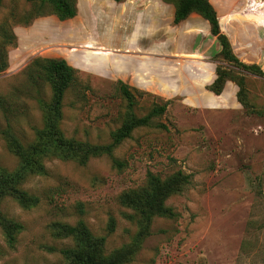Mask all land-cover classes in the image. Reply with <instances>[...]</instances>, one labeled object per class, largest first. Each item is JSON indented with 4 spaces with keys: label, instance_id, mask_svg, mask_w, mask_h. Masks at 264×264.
<instances>
[{
    "label": "rangeland",
    "instance_id": "374dc122",
    "mask_svg": "<svg viewBox=\"0 0 264 264\" xmlns=\"http://www.w3.org/2000/svg\"><path fill=\"white\" fill-rule=\"evenodd\" d=\"M76 1L74 19L47 15L29 26L13 23V14L30 10L25 0H4L0 8V27L7 22L16 37V46L6 49L8 68L0 73V168L19 164L5 130L29 144L43 127L38 100L49 101L51 89L37 78L33 83L28 67L36 58L65 59L79 71L64 100L68 138L111 143L128 111L120 81L134 93L139 117L154 105H169L115 150L123 168L107 156L86 165L48 160L47 174L24 186L38 206L25 210L6 198L3 213L23 229L14 247L0 229V264H63L61 251L73 243L55 236L57 223L85 222L106 238L108 253L129 244L139 229L129 219L132 211L120 204L121 194L144 185L148 172L165 178L179 170L191 183L166 202L177 218L156 217L130 264H264V116L247 112L234 82L220 96L207 90L218 64L231 67L215 56H191L200 41L179 37L181 24L158 22L160 0ZM229 6L236 18L224 33L234 53L264 71V28L255 26L264 0H229ZM233 71L244 75L249 100L264 110V78Z\"/></svg>",
    "mask_w": 264,
    "mask_h": 264
},
{
    "label": "trees",
    "instance_id": "16d2710c",
    "mask_svg": "<svg viewBox=\"0 0 264 264\" xmlns=\"http://www.w3.org/2000/svg\"><path fill=\"white\" fill-rule=\"evenodd\" d=\"M121 3L125 0H115ZM175 7L174 25L185 22L192 14H197L210 25L211 36L216 38L220 51L215 55L227 66L218 64L215 70L216 78L207 87V90L220 96L227 82H234L239 91L238 101L249 114L264 116V110L253 104L248 97L244 75L236 73L233 69L264 78V71L258 65H249L242 62L234 53L228 36L222 31L219 15L210 0H163ZM4 0H0V8ZM31 6L30 10L22 16L14 15L15 25L29 26L35 19L47 15H54L59 21H67L77 16L76 0H25ZM11 19V18H10ZM16 19V20H15ZM12 21V19L10 20ZM4 23L0 27V73L8 68L6 49L16 46V37L11 27ZM28 70L35 78L48 85L51 89V99H39V107L43 113V127L36 129L35 139L29 144H23L12 130H5L4 140L8 150L18 159V167L14 170L0 168V229L10 247L17 243V236L23 229L22 224L7 217L2 209V202L6 198L14 200L22 209L29 210L38 206L39 199L31 195L24 186L32 177L47 174L45 163L48 160L58 159L73 161L86 165L91 159L107 156L112 159L115 167L123 168L124 164L118 161L115 150L133 133L162 117L167 111L169 102L163 105H154L142 117L135 114V95L128 85L119 82L123 97L127 100L128 111L122 125L112 133V141L107 145H92L68 138L62 129L63 109L65 96L69 89L76 86L79 71L71 66L65 59L36 58ZM85 89H89L86 86ZM191 183V176L179 170L162 178L158 174L148 172L144 185L127 190L120 196V204L132 211L129 219L136 221L138 232L132 241L119 249L108 253L106 251V238L95 236L80 221L75 226L57 223L52 232L60 239H70L73 245L63 249V264H130L141 250L144 240L150 235V228L156 217L175 219L177 215L166 202L175 195L181 194ZM114 226H111L113 231Z\"/></svg>",
    "mask_w": 264,
    "mask_h": 264
},
{
    "label": "crops",
    "instance_id": "0c3cea01",
    "mask_svg": "<svg viewBox=\"0 0 264 264\" xmlns=\"http://www.w3.org/2000/svg\"><path fill=\"white\" fill-rule=\"evenodd\" d=\"M211 4L216 9L219 19H220V25L221 29L224 32L225 24L229 21H234L236 18V11L229 6V0H210ZM159 11H158V22H161L162 24L167 22L169 25L174 20V14H175V7L173 4L165 3L163 0H160V3L158 5ZM258 23L255 24L258 28H264V14L261 16H258ZM181 29L184 31V33L179 35V37H185V38H191L195 37L194 42L195 44L199 43V48L191 50V56L197 55L198 58L203 57L204 60H207L210 57L215 56L219 51L220 47L216 42V38L211 36L210 31V25L209 23L204 20L201 16L197 14H192L185 22L181 23ZM228 35V34H227ZM159 37V36H158ZM177 36L174 37L176 39ZM206 45L207 43H211L210 47H201V44ZM194 52V53H192ZM195 61H201L206 63L202 60H195ZM194 62V61H193ZM216 78V73L214 71V76L209 84L213 83V81Z\"/></svg>",
    "mask_w": 264,
    "mask_h": 264
}]
</instances>
